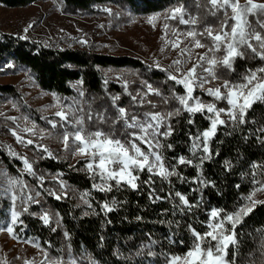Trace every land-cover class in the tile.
I'll use <instances>...</instances> for the list:
<instances>
[{"label": "trees", "instance_id": "trees-1", "mask_svg": "<svg viewBox=\"0 0 264 264\" xmlns=\"http://www.w3.org/2000/svg\"><path fill=\"white\" fill-rule=\"evenodd\" d=\"M42 1L0 0V5L10 9H26ZM58 1L81 14L103 7H121L136 17L147 18L164 16L177 6L183 5L185 8L199 0ZM249 19L252 22L256 20L252 16ZM218 21L216 26H219ZM260 32L264 35V30L260 29ZM245 54L247 58L234 60L228 75L230 80L242 83V77L249 71L262 67L263 60L258 55L253 56L249 49ZM2 61L25 71L40 90L59 98L75 97V87L81 86L85 93L101 98L105 102L104 109H109L108 97L112 95L119 97L122 101L120 104L127 109L126 105L135 94L132 88H129V95L123 88L107 84L103 71L130 69L139 72L142 78L149 77L151 82L145 81L160 93V99L146 96L148 106L139 109L143 120L146 119L145 113L166 114L173 111L177 105L168 95L169 92L182 94L181 89L170 83L162 72L147 69L142 62L126 57L117 58L77 49L42 48L31 42L5 38L0 41ZM218 73H222L221 67H218ZM12 95V88L0 87V96ZM164 95L170 98V108L161 103ZM106 112L105 109V115ZM111 114L118 118L115 112L111 111ZM208 116L206 112L197 113L195 123L189 124V114L181 112L167 119L168 124L175 129L172 135L157 138L161 145L158 151L166 167L174 164V158L179 156L190 158L197 165L176 166V171L185 178L183 182L177 176L167 180L153 176L154 183L146 185L144 181L149 178V173L143 171L135 173L139 177L138 190L123 184L118 187L114 181H107L112 185V190L99 191L93 185L102 184L103 181L84 167H71L67 162L55 159L40 161L36 167L38 173L47 181L57 179L68 188L70 194L57 200L50 192L45 194L39 190L58 223L44 224L38 210H33L22 215L20 223L15 224L17 237L39 245L58 258L70 253L81 263L87 264H166L173 255L183 256L193 241L189 226L203 234L207 225L215 222L210 216L213 209L221 210L222 216L237 210L245 202L242 198L258 186L254 180L264 183V168L252 167L253 164H264V132L258 131L264 127V103L253 104L247 111L246 123L228 121L226 125L219 126L216 135L208 142L212 158L200 165L197 157L202 153L197 149L196 156L192 155L189 151L192 142L190 137L194 138L198 132L210 127ZM106 126L102 124L104 130ZM112 129L114 136L119 134L124 139L131 133V130L118 129L116 126ZM169 144L171 148H168ZM0 160L10 176H20L19 168L22 165L19 160L11 161L3 152H0ZM226 161L231 162L230 169L225 167ZM201 173L205 181L211 182L207 187L195 182ZM26 183L38 189L40 187L39 182L30 179ZM153 188L156 190L155 195L161 199H149V191ZM175 192L187 197L193 205L191 210L182 205L180 208L175 207L180 205ZM169 193L173 195L168 197ZM257 193L255 199L264 201V196ZM105 203L109 204L112 211L103 208ZM11 211L8 200L0 199V227L11 226ZM225 226L229 227L228 224ZM235 230L237 243L227 250L226 260H234V264H264V204L257 205L252 213L243 217Z\"/></svg>", "mask_w": 264, "mask_h": 264}, {"label": "rangeland", "instance_id": "rangeland-1", "mask_svg": "<svg viewBox=\"0 0 264 264\" xmlns=\"http://www.w3.org/2000/svg\"><path fill=\"white\" fill-rule=\"evenodd\" d=\"M254 2L264 3L263 0H254ZM240 3L244 4L245 0H240ZM208 7L207 0H199L185 7L184 18L195 17L198 20L196 25H185L179 23L177 19H170L171 12L164 16L141 18L121 7H103L87 14H81V12L61 4L58 0H43L26 9H10L0 5V41L10 38L16 42H31L42 48L86 50L111 57L135 59L142 62L147 69L162 72L167 76L169 82L179 87L184 94L183 86L170 80L169 74L177 75L179 78L194 64L199 63L198 57L207 51V48L195 47L193 38L186 37L183 33L188 31L199 33L206 26H210L214 30L218 27L216 21L223 13L218 12L216 16H212ZM105 9L109 11H105ZM165 25L168 27L165 28ZM252 27L256 31H260L256 22H252ZM177 33L180 34V43L179 47H174L173 42L177 39ZM196 39H200L202 44L210 43L206 37L198 35ZM186 48L191 50L190 53L181 55V50ZM247 49L246 46L240 48L244 54L243 58H247L245 54ZM250 54L254 56L251 50ZM215 55L221 57L224 52L221 50ZM176 60H180L182 63L177 66L173 63ZM218 67L222 69L221 74L218 73ZM262 67H264V60ZM230 71L217 65L215 67L217 79H212L208 77L207 73H202L208 77V82L205 83L203 89L196 87L193 95L199 97L205 104L215 103L217 108L227 109L229 106L226 101L215 100L214 97L206 94L205 89L220 87L224 80L239 83L229 79ZM197 72L201 73L202 69L197 68ZM103 75L107 84H115L123 88L124 92L129 95H131L129 88H132L135 95L126 105L129 119L135 115L143 122L145 119L143 120L139 109L148 106L146 96L160 99L159 95L149 91L146 87L149 84L145 80L151 82L149 77L142 78L139 72L130 69L108 70L103 71ZM154 85L159 90H163L157 84ZM0 87L12 88L14 93L12 96H0V152H3L11 161L19 160L22 165L19 168L20 176L14 178L8 174L7 168L0 160V199L8 200L12 211L22 213L15 224L20 223L22 215L33 210H38L41 217L47 213L50 223L57 224L55 215L48 209L39 190L45 194L46 192L53 193L50 194L51 196L61 195L63 198L70 194V191L57 179L53 178L47 181L45 177L41 176L36 168L39 162L45 159H55L67 162L71 167L80 166L90 173L93 172L87 168L91 157L78 153L72 137L69 136L67 147L63 141V134L65 132L73 133L76 130V125L65 123L56 116V113L64 111L68 114L69 121L83 118V127L86 131L100 129L106 133L114 134L112 127L125 128L124 120H118L111 114V111L115 112L118 117V108L123 107L120 104L122 101L118 99L114 105L112 98L117 96L108 97L110 105L109 109L105 108L107 110L105 115L103 108L105 102L101 98L85 93L81 90V86L75 87L77 91L75 97L59 98L40 90L28 73L16 69L12 64H7L4 61L0 62ZM152 89L155 88L152 87ZM221 91L225 90L221 88ZM172 94L171 91L168 95L172 96ZM168 95L161 98V103L170 108L171 101ZM165 98H168L167 103H164ZM174 103L177 107L179 106L175 100ZM89 116L92 117L91 120L88 119ZM100 117H103V120ZM221 119L227 120V116L222 113ZM50 121H53L56 126L53 127L49 123ZM114 121L116 122L114 123ZM100 122L102 123L100 124ZM165 123H168L167 119ZM102 124L107 125L105 130ZM25 128L34 129V131H22ZM127 130L139 131L135 128ZM163 130L161 128V131ZM13 131L23 136L25 140L31 139L33 144L18 142ZM116 137L122 141L125 140L119 134ZM140 146L146 151L148 150L147 147H143L142 143ZM44 148L47 149V152L43 151ZM48 153H51V156ZM22 158H27L28 162L32 164V172H29L24 166ZM11 179H18L26 187L22 189L20 184L11 185ZM28 179L39 182V189L32 184H27ZM12 192H15L18 197L15 205L11 200ZM25 193L31 194L39 203L27 202L24 199ZM257 195L264 196V192H258ZM25 207L28 209L27 212L22 211ZM10 221L13 232H8L7 227H0V264H87L81 263L70 253L58 258L35 243L20 240L17 237L15 224L12 223V215ZM224 259H227V255Z\"/></svg>", "mask_w": 264, "mask_h": 264}, {"label": "snow or ice", "instance_id": "snow-or-ice-1", "mask_svg": "<svg viewBox=\"0 0 264 264\" xmlns=\"http://www.w3.org/2000/svg\"><path fill=\"white\" fill-rule=\"evenodd\" d=\"M207 4L209 6L208 11L212 16H216L218 12H222L223 15L219 18V26L215 30L210 26H206L199 33L196 31L183 33L186 37L193 38L195 47L207 48V51L204 55L198 57L199 63L194 64L192 68L188 69L186 73L181 74L179 78L177 75L169 74V79L176 84L182 85L185 90L182 95H176L173 92L171 99L175 100L179 105L173 111L167 112L166 114L145 113L146 119L141 122L139 117L135 115L129 119L126 109L119 107L118 120H124L125 129L135 128L139 130L138 132L128 133V138L123 141L114 136V134L106 133L100 129L91 132L86 131L83 127V118L69 121L68 114L64 111L56 113V116L65 123L76 125V130L73 133L65 132L63 134V141L67 147L69 136H71L78 153L91 157L87 163V168L94 175H98L101 181H103L102 184L93 185L99 191L112 190V185L108 184L107 181H114L118 187L123 184L133 190H138L139 185L137 181L139 177L135 173L143 171L149 173V178L144 181L146 185L154 183L153 176L160 177L164 180H167L171 176H177L182 182L185 180L176 171V166L188 165L197 167L193 163V160L179 156L174 158V164L166 167L162 155L158 151L161 145L157 138L171 136L175 130L171 124L165 123L166 119L177 116L181 112H186L189 114L187 123L194 124V117L197 113L203 114L206 112L211 114L208 116L210 127L202 132H198L194 138L190 137L192 142L189 151L193 156H196L197 149L200 150L202 155L198 156L197 159L200 161V165H202L205 160L212 158V151L208 146V142L216 135L218 126L226 125L228 121L234 124H244L247 122L245 119L247 111L252 108L253 104L256 102L264 103V67L256 71H249L246 76L242 77V83H233L229 80H224L220 87L205 89L208 96L214 97L215 100L226 101L229 106L227 109L217 108L215 103L205 104L199 97L193 95L196 87L204 88L205 83L208 82V77L212 79L218 78L215 73V67L217 65L232 70L233 61L237 57L243 58L244 54L240 51V48L243 46H246L252 53L258 55L261 60H264V35L252 27V21L249 19L250 16L255 17V22L258 27L264 30V3H256L254 0H245L244 4H241L240 0H207ZM105 11L109 10L105 9ZM184 17L185 9L183 5L172 9L169 16L170 19H177L179 23L185 25H196L198 23L195 17L189 19H185ZM167 27L165 25V28ZM176 35L177 39L173 42V46L179 47L180 34L177 33ZM198 35L206 37L210 43L207 45L202 44L200 39H196ZM253 41L256 42L255 45ZM221 50H223L224 55L216 57L215 53ZM190 51L187 48L183 49L181 50V55L189 54ZM188 58H191L190 55ZM173 63L179 66L182 61L176 60ZM197 68L202 69V72L198 73ZM202 73H207L208 77ZM146 87L149 91L160 95L159 91L152 89L151 85H146ZM221 88L225 91L222 92ZM118 99L119 97L112 98L114 105ZM167 102L168 98H165L164 103ZM222 113L227 116V120L221 119ZM88 119L91 120L92 117L89 116ZM100 119L103 120V117H100ZM49 123L53 127L56 126L53 121ZM161 128L164 130L161 131ZM22 131L32 132L34 129L25 128ZM258 131L264 132V127L259 128ZM13 135L16 136L20 143L33 144L31 139L25 140L23 136L18 135L15 131H13ZM141 143L147 147V151L140 146ZM171 147L172 145L169 144L168 148ZM43 151L47 152V149L44 148ZM48 155L51 156V153H48ZM22 159L27 170L32 172V164L28 162L27 158ZM225 167L230 169L231 162L226 161ZM252 167L262 169L264 168V164H253ZM253 175L255 176V173ZM195 182L204 187H207L211 183L203 179L202 173ZM254 183L258 186L242 198L245 202L237 210L224 213L222 216L221 210L213 209L210 216L215 222L209 223L203 234L189 226L193 236V241L189 249L183 256H171L166 261V264H234V260L227 261L224 257L227 255L229 246H235L237 243L235 238L236 225L242 222L243 217L252 213L257 205L264 204V201L255 199L257 192H264V183L259 180H254ZM10 184L13 186L20 184L22 189L26 187L18 179H11ZM212 186L214 187L215 185ZM236 187L239 188L240 185H236ZM155 193L156 190L154 188L150 189L149 199H161ZM172 195L173 193H169L168 197ZM174 195L180 201V205H176L175 207L180 208L182 205L187 210H191L193 205L186 196L180 192H175ZM55 198L59 200L62 196L55 195ZM17 199L16 193L12 192L11 200L13 205H15ZM24 199L29 203H39L31 194L25 193ZM21 202L23 203L24 201L22 200ZM103 208L107 211H112V208L107 203L103 205ZM27 210L26 207L22 209L23 212H27ZM21 214V212L12 211L13 224L17 222ZM41 219L46 225L50 223L47 213ZM226 224L229 227H226ZM6 230L10 233L13 232L12 227H7Z\"/></svg>", "mask_w": 264, "mask_h": 264}]
</instances>
